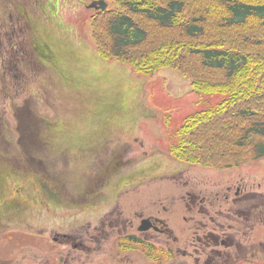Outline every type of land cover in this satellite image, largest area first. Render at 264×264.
I'll return each instance as SVG.
<instances>
[{
	"label": "rangeland",
	"instance_id": "rangeland-1",
	"mask_svg": "<svg viewBox=\"0 0 264 264\" xmlns=\"http://www.w3.org/2000/svg\"><path fill=\"white\" fill-rule=\"evenodd\" d=\"M93 1L0 0V17L21 26L16 39L31 51L22 50V79L0 63V264H55L57 256L60 264H179L178 243L171 242L172 258L141 245L114 259L112 241L88 257L53 238L85 240L118 205L123 219L155 215L180 238L184 183L200 194L233 175L170 156L186 118L223 97L196 93L171 69L145 76L103 60L86 8ZM4 26L6 48L14 28ZM234 173L249 191L255 178L262 187L253 191L264 194V159Z\"/></svg>",
	"mask_w": 264,
	"mask_h": 264
},
{
	"label": "trees",
	"instance_id": "trees-1",
	"mask_svg": "<svg viewBox=\"0 0 264 264\" xmlns=\"http://www.w3.org/2000/svg\"><path fill=\"white\" fill-rule=\"evenodd\" d=\"M106 1L108 9L90 19L102 59L145 76L171 69L196 93L223 97L186 118L171 157L210 169L264 159V0ZM9 24L0 17V63L11 59L22 79V56L31 53L15 29L2 47Z\"/></svg>",
	"mask_w": 264,
	"mask_h": 264
},
{
	"label": "flooded vegetation",
	"instance_id": "flooded-vegetation-1",
	"mask_svg": "<svg viewBox=\"0 0 264 264\" xmlns=\"http://www.w3.org/2000/svg\"><path fill=\"white\" fill-rule=\"evenodd\" d=\"M20 27L16 26V29L19 30ZM4 65L10 71V59H4ZM239 170L240 168L216 170L215 172L233 175L228 180L222 179L221 182H217L215 188L213 187L214 191L212 188L211 190L206 188L197 194L196 191L188 190L189 184L184 183L186 190L180 202L183 211L181 216L183 229L180 238H176L166 221L158 216L144 217V213H135L138 222L128 218L123 219V213L118 210L117 207L120 208L118 205L108 215H104L103 221L101 220L95 229V234L87 233L85 240L75 241L76 239L70 235L58 234L53 238V242L59 245L72 243L75 251L80 249L86 252L88 257L93 251L100 250L104 241H112L114 259H120L123 252L135 254L142 239L143 244L147 245V248L149 246L150 251L154 247H163L171 258V242L174 245L178 243L179 247L175 252L179 255V264L261 262L264 260V194L253 191V188L260 189L262 184L255 183V178H252L254 180L253 185L250 186L252 191H249L242 176L240 178L239 174L234 173ZM209 191L215 193L211 198L201 194ZM85 207L95 208V205L89 204ZM163 210L166 211V207H163ZM86 213L90 217L92 212L88 210ZM144 220H150L152 225L148 231L140 232L139 228ZM152 232L159 237L165 236L168 240L163 242L149 234ZM53 260L55 264H60L59 256Z\"/></svg>",
	"mask_w": 264,
	"mask_h": 264
},
{
	"label": "water",
	"instance_id": "water-1",
	"mask_svg": "<svg viewBox=\"0 0 264 264\" xmlns=\"http://www.w3.org/2000/svg\"><path fill=\"white\" fill-rule=\"evenodd\" d=\"M87 8L90 10H96V11H106L108 8V4L104 0H98V1H94ZM150 226H151L150 220H145L142 222L140 231H147L150 229Z\"/></svg>",
	"mask_w": 264,
	"mask_h": 264
}]
</instances>
